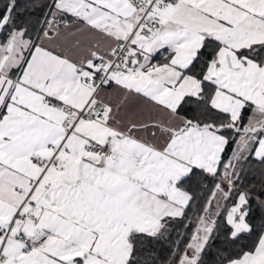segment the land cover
Returning <instances> with one entry per match:
<instances>
[{
	"label": "snow or ice",
	"instance_id": "6c2138e0",
	"mask_svg": "<svg viewBox=\"0 0 264 264\" xmlns=\"http://www.w3.org/2000/svg\"><path fill=\"white\" fill-rule=\"evenodd\" d=\"M0 264H264V0H0Z\"/></svg>",
	"mask_w": 264,
	"mask_h": 264
}]
</instances>
